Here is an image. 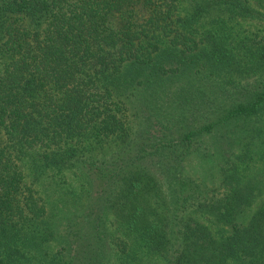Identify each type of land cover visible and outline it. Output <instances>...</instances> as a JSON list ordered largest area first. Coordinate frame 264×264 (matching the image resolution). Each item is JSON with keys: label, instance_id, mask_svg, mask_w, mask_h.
I'll list each match as a JSON object with an SVG mask.
<instances>
[{"label": "trees", "instance_id": "16d2710c", "mask_svg": "<svg viewBox=\"0 0 264 264\" xmlns=\"http://www.w3.org/2000/svg\"><path fill=\"white\" fill-rule=\"evenodd\" d=\"M0 264H264V0H0Z\"/></svg>", "mask_w": 264, "mask_h": 264}]
</instances>
